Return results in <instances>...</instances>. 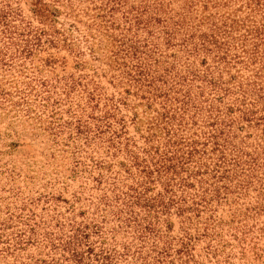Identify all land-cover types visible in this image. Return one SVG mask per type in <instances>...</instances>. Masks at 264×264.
Here are the masks:
<instances>
[{
  "label": "rangeland",
  "instance_id": "rangeland-1",
  "mask_svg": "<svg viewBox=\"0 0 264 264\" xmlns=\"http://www.w3.org/2000/svg\"><path fill=\"white\" fill-rule=\"evenodd\" d=\"M103 1L0 0V47L12 42L6 49L15 64L10 71L0 72V82L6 87L13 82L23 87L21 81L28 80L37 83L40 96L34 112L57 110L61 123L54 137L39 124L31 127L34 121L23 117L25 111L0 109V264H51L60 252L54 251L52 243L78 225L85 226L94 252L102 249L103 255H109L108 263L87 255L89 264H264V156L259 153L249 177L231 173L234 159H247L242 152L257 149L262 125L249 127L240 119L231 123L222 136L224 163L218 164L207 150L210 147L198 145L199 152L188 164L193 170L182 172L193 185H174L172 191L158 182L132 185L139 175L124 163L133 152L147 157L144 135L155 114L151 107L158 105L149 104L151 94L141 90L135 94L136 88L119 74L123 67L113 69L108 59L121 41L137 49L136 56L152 75L167 72L184 79L185 84L176 88L190 97L189 133L203 136L211 128L209 123L217 121L214 126L223 127L214 116L217 112L206 117L208 104L211 100L215 104L218 95L189 70L200 77L213 75L234 89L216 103L228 123L223 112L234 105L239 92L232 81L246 82L255 72L264 81V43L247 32L256 24L253 19L264 23L263 13L251 11L250 0H125L110 11L109 6L99 10ZM145 3L150 8L143 18L152 17L148 26L127 30L133 20L123 15L136 14ZM181 17L185 23L181 30L186 28L188 33L209 32L215 26L222 33L226 29L219 39L227 42L230 63L214 61L212 53L182 51L183 31L172 33L167 44L165 23ZM112 22L119 28H108ZM254 41L258 46L253 54ZM250 54L255 61L245 63ZM42 80L45 87L39 85ZM87 91L94 92L97 102H87ZM45 96L48 100H41ZM250 97L258 101L257 114L264 116L260 111L264 97ZM105 110L114 115L111 128L91 139L90 145L65 123L77 115L92 127L95 120L90 114L101 116ZM113 130L123 132L118 138ZM161 137L156 139L162 141ZM97 160L102 168L94 166ZM159 198L172 204L164 209L154 201ZM37 259L41 260L35 263Z\"/></svg>",
  "mask_w": 264,
  "mask_h": 264
},
{
  "label": "trees",
  "instance_id": "trees-1",
  "mask_svg": "<svg viewBox=\"0 0 264 264\" xmlns=\"http://www.w3.org/2000/svg\"><path fill=\"white\" fill-rule=\"evenodd\" d=\"M123 1L125 0H105L101 2V5L98 7L99 10H106V7L109 6V8H111L109 11L115 10L117 8L115 4L119 5ZM248 5L250 6L251 11L256 10L262 12V17L264 18V0H250ZM138 8L142 9H137V13L132 16L123 15L126 20H133V22H129V25L126 28L127 30H129L133 25L144 29L151 21L152 17L143 18V14L149 11L150 5L145 3L143 6L140 5ZM155 8L158 10L160 9V6H155ZM126 12L131 13L130 10H127ZM99 16L103 17L105 15L99 14ZM153 20L157 21L155 18H153ZM253 21L256 23L255 26L247 32L251 35V37L257 38L260 42L264 43V23H257L255 19H253ZM184 24V17H181L180 19L177 18L175 20L171 19L169 22L165 23L163 34L165 35L164 39L167 44L173 38L172 33L183 31L182 33L185 35L181 38V43L183 44L181 49L182 51H190L189 53L192 54L212 53L214 61L222 62L224 63V66H227L230 63V61L227 60V42L220 41L219 39L222 37V34L226 32V29H224V33H222V28L215 26L210 27L209 32L201 31L200 33H196V31H190L188 33L186 28L181 30L182 27H184ZM107 26L108 28L113 29L119 28L114 26L113 22ZM223 26L230 27L226 24H223ZM1 31L2 29H0V32ZM106 31L110 32L107 28ZM113 41L116 42L115 38L112 39V42ZM10 44H12V42L5 43V49L0 47V72L10 71L15 66L13 61L14 55H12V52L11 54H8V50L6 49ZM254 46V51H252L253 54L254 52H257L258 43H256V41H254ZM243 52L248 53V49L243 48ZM136 55L137 49L133 45H125L124 42L119 41L118 45L114 46L113 50H110V55L108 56L110 65L113 69H117L120 66L123 67L122 72L119 74L122 79L126 78L127 81L129 80L128 83L130 86L136 88L135 94L138 90L151 94L149 104L153 105L154 103H157L158 105V107H151V110L154 111L155 114L149 118L150 122L148 121V132L147 135H144L145 147L143 148V152L147 155V157L141 158L137 153L133 152L129 155L128 164L124 163V165L128 167L127 169L135 168L137 174L139 175L138 179L135 180V184L132 185H155L158 182L165 186V191H172V186L174 185H193V182L189 180V177L182 176V172L193 170L192 168L189 169L188 164L190 165L189 162L193 161V156L199 152L197 146L202 145L203 147L207 146L206 148L210 147V149L207 150H209L212 155H215V159L218 161V164L224 163L226 159L224 154L225 145H223L222 141L225 142L226 139L222 136L225 132L228 134L231 123H234L237 119L245 121L249 127H256L260 124L262 125V127H260L261 132L258 134L259 141L257 149H254L251 153L242 152L241 155L244 154L245 156H248V158L242 159L240 156L239 158L234 159L231 164V173L234 177L237 176V171L240 172V174H243V176L249 177L254 167L257 165L259 153L264 156V116L257 114L255 106H258V101H256L255 98L250 97H264V81L260 78V75L255 72V74H253L246 82L242 80L232 81L233 86L237 87L236 89L239 90V92H237L238 97H236L233 101L234 105H227L226 111L223 112L225 113V116L227 115L226 121H228V123H224V117L221 116L223 114L218 113L221 111H219L216 103H220L225 95L235 93L233 91L234 89H231L229 86H224V81L216 79L213 75L210 77L207 75L200 77L192 70H189V73L193 74L194 78L196 77L201 79L206 83V86L210 87V89L215 91L218 95L217 97H214V101H216L215 104L212 100L208 104V109H206V112L208 113L206 117L209 118L214 112H217V115L214 116L220 118L219 124L223 125V127H215L214 124H218L217 121L215 123H209L207 126L211 127L210 130H206V132L204 131V135L202 136L195 132L189 133V123L191 120L188 121V114L190 110L188 107V100L190 97L187 92L181 93V88H176V85H183L186 81L175 76H169L167 72L158 76L152 75L146 69V63L141 61ZM253 56L254 55L250 54L245 63L248 62V60L254 59L255 61V57ZM202 62H206L205 58L202 59ZM3 77L7 78L5 76ZM44 81L45 80L39 82L40 87H45L46 83H44ZM168 82H171V84L169 87H166ZM20 84H23L24 86H19L17 82H13L9 85V87H6L4 82H0V109H7L6 111L14 112L25 111L23 117L26 118V120L31 119L34 121L31 123V127L35 128L36 125L39 124V127H42V129L46 130L49 135H54L55 137L56 133L59 131L57 128L61 127V123H58L60 117L57 116V110L46 109V112H34L35 100L40 96L38 95L40 93L38 90V84L32 83L30 80L21 81ZM154 90L160 93H154ZM87 92V102H97L94 92ZM247 93H249V95ZM48 98L49 96H45L41 100H48ZM141 98L148 99L149 97L143 95ZM248 98L249 100H247ZM157 99L158 101H156ZM108 100L112 101L111 98ZM57 102L58 100L56 101V104ZM43 106L48 108L49 105ZM94 106H96V104L91 107L93 108ZM112 106L117 109L115 103H112L111 107ZM6 111H3V114L7 115L8 112ZM235 111H239V115L237 117L232 116ZM260 111L264 114V109H260ZM74 116L77 119H69L68 121H65V123L70 125V131H74L77 136L83 135L82 137L84 138L86 145H90L91 139L99 137L102 133H104L105 128L110 129V119L113 120L114 118L113 113L109 110H105L101 116L90 114V118L95 120L94 126L91 127L89 125V121L82 120V118H80L81 116ZM193 116L194 114L191 117ZM191 123L195 124V122ZM122 127H124V123H122ZM113 131V134L118 138L120 136L119 134L123 132L121 130L120 132L115 130ZM89 134L92 136L90 137ZM157 137H161L162 141H158L156 139ZM201 138L202 142L200 141ZM109 141L114 145L113 138ZM12 146H14V144H12ZM94 164L95 167L102 168L101 161L97 160ZM244 165L248 167H241ZM217 166L219 167L221 165ZM225 172L229 171H222V173ZM194 174L197 175L196 173ZM99 175L95 178L96 181L100 183ZM245 177H243L241 181H244ZM199 181L202 182V179ZM154 201H156V205L159 204V206L164 209H168L169 204H172L164 202L161 198ZM176 207L177 212L181 213L184 211L181 205L178 204ZM87 238L88 233L85 232V226L79 227L78 225L74 227L71 234L67 235L60 241L52 243L54 251L60 250V252H58V256L51 258V264H89L86 260H89L90 256L87 255H91V257L93 255V259L96 261L100 258L103 263H108L109 255H103L102 249L100 253L94 252V249ZM40 260L41 259H37L35 263H38Z\"/></svg>",
  "mask_w": 264,
  "mask_h": 264
}]
</instances>
